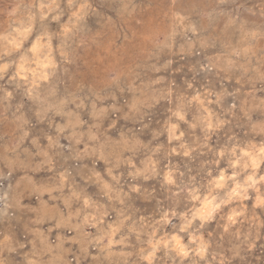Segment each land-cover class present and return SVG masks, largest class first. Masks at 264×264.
Returning a JSON list of instances; mask_svg holds the SVG:
<instances>
[{
    "label": "clouds",
    "instance_id": "obj_1",
    "mask_svg": "<svg viewBox=\"0 0 264 264\" xmlns=\"http://www.w3.org/2000/svg\"><path fill=\"white\" fill-rule=\"evenodd\" d=\"M262 233L264 0H0V264H264Z\"/></svg>",
    "mask_w": 264,
    "mask_h": 264
},
{
    "label": "rangeland",
    "instance_id": "obj_2",
    "mask_svg": "<svg viewBox=\"0 0 264 264\" xmlns=\"http://www.w3.org/2000/svg\"><path fill=\"white\" fill-rule=\"evenodd\" d=\"M234 7V5H230ZM247 7V5H245ZM242 16L251 19V17H248L247 12H242ZM203 81L201 80V83ZM69 90L71 89V85H68ZM259 114H257L258 116ZM87 118V117H85ZM164 119V112L163 109L157 110L153 116L152 119V124L150 129L144 130L143 133H137V135L140 137V140L143 141L144 143H147L149 140H151V130L156 129L160 127V124L162 123ZM57 122H59V118H57ZM130 126V125H129ZM44 126H37V128L33 129L34 132L39 133L40 129ZM124 122H120L117 124L116 128L111 131V136L113 138H117L119 135V132L124 128ZM46 130V129H45ZM232 132L235 133V135L241 139V140H246L248 139V134L247 130L244 127H241L239 125H234L232 128ZM226 140V136L223 132H220L216 135H213L212 139L210 140V144L216 148L221 146ZM160 141L165 143L167 145V139L166 135L160 137ZM62 143H67V141H61ZM81 148H83V145H81ZM209 157H197L196 160L192 161L189 167L193 168L195 174V171H200L199 169V164L201 160L207 159ZM142 159V155L137 156V160ZM174 162L179 164L181 166V170L184 169V164L186 161L182 158L176 157L174 158ZM202 178V177H201ZM149 190H152L153 188L156 189V199H151V200H144L143 198H138V197H133V199L129 202L131 207L130 211L134 214V216H151V215H156V200L159 199L161 201H164L166 199L167 194L160 189L159 183L157 181H150L146 185ZM89 193H94L96 189L94 187H89L87 189ZM250 206V205H249ZM62 211V209H57L54 206H45L42 209V214L44 215H51V216H56L58 212ZM259 211V210H258ZM158 218V217H157ZM113 220V216L109 215L106 217V222L111 223ZM87 231H95V229H87ZM209 231H213L214 235L216 234L217 231H222V229H217V221H213L210 225ZM69 236L74 235V233H68ZM218 239V236H217ZM225 247L229 246L227 244V240L224 241ZM264 245V233H262V238L257 241V248L253 250L252 254L248 256V259L255 262L257 257L264 258V252L261 251V246Z\"/></svg>",
    "mask_w": 264,
    "mask_h": 264
}]
</instances>
